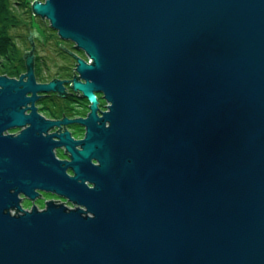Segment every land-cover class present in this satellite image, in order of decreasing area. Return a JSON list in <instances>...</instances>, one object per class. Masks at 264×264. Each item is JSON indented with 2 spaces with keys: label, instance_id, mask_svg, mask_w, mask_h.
<instances>
[{
  "label": "water",
  "instance_id": "95a60500",
  "mask_svg": "<svg viewBox=\"0 0 264 264\" xmlns=\"http://www.w3.org/2000/svg\"><path fill=\"white\" fill-rule=\"evenodd\" d=\"M32 10L89 57L72 87L91 110L84 139L54 141L43 132L62 122L35 102L65 81L37 83L32 55L19 80L0 76V124L32 122L15 138L18 158L0 151V264H264V0H35ZM62 145L71 161L55 158ZM37 188L76 207L8 211Z\"/></svg>",
  "mask_w": 264,
  "mask_h": 264
},
{
  "label": "flooded vegetation",
  "instance_id": "af4514ba",
  "mask_svg": "<svg viewBox=\"0 0 264 264\" xmlns=\"http://www.w3.org/2000/svg\"><path fill=\"white\" fill-rule=\"evenodd\" d=\"M34 1L35 0L31 2V5H29L31 6V8ZM8 2H10L9 4H11L12 6H14L15 3H19L22 5L23 9H25L24 7L27 6V0H7V3ZM36 16L37 15H35L34 17ZM28 18L29 17L26 14H23V16H20L16 19L8 15L6 17H3V19L1 20L3 23L6 22L8 24L6 26V29L1 30V34L9 39V43H5L4 47H2V43H0V76L19 80L22 75L27 73V60L28 57L32 55L34 58V72L37 83H49L53 80L65 81V93H59L58 91L40 92L39 98L35 102V106L40 117H43L45 120L62 122L60 124L50 126L47 131L43 132V135L47 136L50 134H56L55 136H53V140L59 141L60 138L57 135L68 131L73 140H82L86 136L87 127L85 124L81 123L79 119L87 118L91 110V101L87 97L83 96L81 91L74 90L72 86L73 79L79 76V73L77 72V59L80 57L88 62L90 61V59L87 55V58L82 55V50L76 48L75 49L77 51L61 49L60 45L62 44V41L56 43L58 48H50V40L45 39L46 42H41L42 40H40L38 36H35L33 29L35 25H38L39 22L35 19L32 24L31 20ZM15 24H17V27L15 26ZM19 28L27 31L28 35L25 36L24 33L20 32L14 34V30H19ZM38 42L43 47H49V51L53 52L55 58L64 62L63 65H58L59 69H56L55 71L51 70V68H49L48 66L49 64H47L49 61L48 58L43 56V60L41 59L42 63L40 64L41 66L39 65L40 56L37 53ZM46 50L47 49H44V51ZM43 65L46 66V70L42 69ZM25 80H27V77L25 78ZM0 88H2L1 85ZM95 95L99 100L100 110L98 114L99 116H102L101 110L105 111L108 109V102L102 97V93L96 92ZM26 96L30 97L31 93L28 92ZM31 107V102H27L26 104L21 105V108L24 109V115L29 116L31 114ZM65 119H68L70 121L68 123H63V120ZM6 122L8 123L0 124V148H3L0 151L3 152L7 157L16 159L19 156V149L15 145V138L18 137L23 131L29 132V129L32 126V122L29 118L22 125H9V121ZM76 148H81V145H76ZM53 153L55 158L58 160L71 161L72 159L71 153L67 150L66 145L55 146L53 149ZM22 155L25 162V159L28 155L27 147H23ZM92 162L98 163V161L95 159H92ZM66 172L70 176L74 175L71 167L67 168ZM87 184L89 187H94V184H92L90 181H87ZM11 192H15V188H11ZM35 192H37V195L33 199L23 191L19 192L17 194V197L19 198V204L21 205L22 209L11 207L10 209H8V211L13 215H17L22 213L23 210H30L31 208L27 209L25 207V204L31 201L33 205L37 206L36 201L40 202V200L43 199L46 194L47 197H50L48 201H54L55 203L64 204L68 207H70V205L66 203H72L67 197L61 196L56 192H48L45 190H40L38 188L35 189Z\"/></svg>",
  "mask_w": 264,
  "mask_h": 264
},
{
  "label": "rangeland",
  "instance_id": "374dc122",
  "mask_svg": "<svg viewBox=\"0 0 264 264\" xmlns=\"http://www.w3.org/2000/svg\"><path fill=\"white\" fill-rule=\"evenodd\" d=\"M36 19V21H38L39 23H38V25H35V27L34 28H36V31L41 35V37L43 38V41L44 42H46V40L48 39V40H50V43H49V45H51V46H49L50 48H52V49H54V48H58V46L56 45V43H58V42H60V41H62V43L64 44V46L66 47V48H68L69 50H74V51H77L76 49H75V46H74V42H72V41H68V40H61L59 37H58V34H57V31L56 30H54V29H52L51 27H50V22H49V20L48 19H46L45 18V20H44V18H42V17H38V16H36V17H32V19H30L31 20V23L33 24V21ZM30 23V24H31ZM17 29V28H16ZM34 30V29H33ZM15 32H14V34H16V33H18V32H20V33H24L25 34V36H27L28 35V32L27 31H25V30H23L22 28H19V30H14ZM35 36H37V35H35ZM40 39V38H39ZM46 39V40H45ZM41 40V39H40ZM43 41H41V42H43ZM38 51H37V53L39 54V65L42 63L41 62V59H42V56L43 57H47L48 58V63L47 64H49L48 66H49V68H51V70H56V69H59L58 68V65H63L64 64V62L63 61H61V60H58V59H56L55 58V55L53 54V52H51V51H49V47H43L42 45H40V43L38 42ZM26 48H27V46H26ZM60 48L61 49H65L66 50V48H63L62 46H60ZM44 49H47L46 51H44ZM79 53V52H78ZM81 54V53H80ZM82 55L83 56H85L86 58H87V56H86V54L84 53V52H82ZM43 60V59H42ZM41 66V65H40ZM42 69H45L46 70V66H42ZM106 102V101H105ZM45 198V199H44ZM44 198L43 199H41L40 200V202H38V201H36V204H37V206L39 207V208H44L46 205V202L48 201V199L50 198V197H47V194L44 196ZM66 204H68V205H70V207H72V208H75L76 207V205L75 204H73V203H66ZM25 207L27 208V209H30V208H32L33 207V204H32V202L31 201H29L28 203H26L25 204Z\"/></svg>",
  "mask_w": 264,
  "mask_h": 264
},
{
  "label": "trees",
  "instance_id": "16d2710c",
  "mask_svg": "<svg viewBox=\"0 0 264 264\" xmlns=\"http://www.w3.org/2000/svg\"><path fill=\"white\" fill-rule=\"evenodd\" d=\"M32 1L33 0H27V6L24 7L25 9H23L22 5L19 3H15L14 6H12L11 4H9L10 2L7 3V0H0V43H2V47L5 46V43H9V39L1 34V30L6 29V26L8 25L6 22L3 23L1 20L3 19V17H6L8 15L16 19L20 16H23V14H26L29 17L28 19H32V17L35 16L31 6H29L31 5ZM15 26L17 27V24H15Z\"/></svg>",
  "mask_w": 264,
  "mask_h": 264
}]
</instances>
